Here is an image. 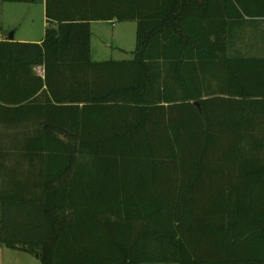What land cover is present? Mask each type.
I'll return each mask as SVG.
<instances>
[{
    "label": "trees",
    "instance_id": "trees-1",
    "mask_svg": "<svg viewBox=\"0 0 264 264\" xmlns=\"http://www.w3.org/2000/svg\"><path fill=\"white\" fill-rule=\"evenodd\" d=\"M44 4L41 42L0 28V246L264 264V56L236 50L264 0ZM112 20L136 22L133 58L92 62L91 22Z\"/></svg>",
    "mask_w": 264,
    "mask_h": 264
},
{
    "label": "rangeland",
    "instance_id": "rangeland-1",
    "mask_svg": "<svg viewBox=\"0 0 264 264\" xmlns=\"http://www.w3.org/2000/svg\"><path fill=\"white\" fill-rule=\"evenodd\" d=\"M37 4L3 3L0 1V23L4 21L5 24L2 25L4 30L12 32V29L17 28L16 39L39 38L46 23L40 5ZM90 30L92 62L128 61L133 58L136 22L95 21L91 22ZM245 31L247 40L243 42L244 47L252 40L251 30L246 28ZM239 45L241 48L240 43ZM39 71L40 69H37L38 73ZM0 264H40V262L30 254L0 247Z\"/></svg>",
    "mask_w": 264,
    "mask_h": 264
},
{
    "label": "crops",
    "instance_id": "crops-1",
    "mask_svg": "<svg viewBox=\"0 0 264 264\" xmlns=\"http://www.w3.org/2000/svg\"><path fill=\"white\" fill-rule=\"evenodd\" d=\"M41 8V12L44 14V20H45V4H44V0H41L38 2ZM246 22H251V24H247L244 25L241 29H240V35L241 38L243 36V39L240 41H245L247 40V38L245 37V29L249 28L251 30V43L248 44L246 47H244V44L240 43V41H237V51L245 58H250V57H263L264 56V19H249V18H245ZM4 21H1L0 23V28H2V30L4 32H6L4 29V27L2 25H4ZM46 25V24H45ZM8 26V25H7ZM14 26V25H11ZM46 27V26H45ZM44 27V29H45ZM13 28V27H12ZM91 28V25H90ZM44 29L42 31V34L40 35L39 38H27V37H23V38H18L16 39V31L17 28L12 29V33H13V41L15 42H28V43H39L41 42L43 35H44ZM241 44V48L240 45ZM40 73V71H39ZM42 73V72H41ZM1 247V246H0ZM25 253V252H23Z\"/></svg>",
    "mask_w": 264,
    "mask_h": 264
},
{
    "label": "water",
    "instance_id": "water-1",
    "mask_svg": "<svg viewBox=\"0 0 264 264\" xmlns=\"http://www.w3.org/2000/svg\"><path fill=\"white\" fill-rule=\"evenodd\" d=\"M8 40H9V41H12V40H13V33H12V32L9 33V35H8ZM195 105H196V107L198 108V110H199V112H200V114H201V111H200V109H199V104H198V103H195Z\"/></svg>",
    "mask_w": 264,
    "mask_h": 264
},
{
    "label": "built area",
    "instance_id": "built-area-1",
    "mask_svg": "<svg viewBox=\"0 0 264 264\" xmlns=\"http://www.w3.org/2000/svg\"><path fill=\"white\" fill-rule=\"evenodd\" d=\"M4 40H7V37L0 31V41H4ZM39 74H41V71Z\"/></svg>",
    "mask_w": 264,
    "mask_h": 264
}]
</instances>
